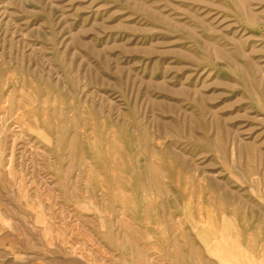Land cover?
Masks as SVG:
<instances>
[{
    "label": "rangeland",
    "instance_id": "rangeland-1",
    "mask_svg": "<svg viewBox=\"0 0 264 264\" xmlns=\"http://www.w3.org/2000/svg\"><path fill=\"white\" fill-rule=\"evenodd\" d=\"M0 264H264V0H0Z\"/></svg>",
    "mask_w": 264,
    "mask_h": 264
}]
</instances>
